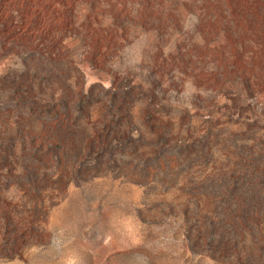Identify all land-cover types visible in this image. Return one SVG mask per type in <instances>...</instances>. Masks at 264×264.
Wrapping results in <instances>:
<instances>
[{"label": "rangeland", "instance_id": "374dc122", "mask_svg": "<svg viewBox=\"0 0 264 264\" xmlns=\"http://www.w3.org/2000/svg\"><path fill=\"white\" fill-rule=\"evenodd\" d=\"M0 264H264V0H0Z\"/></svg>", "mask_w": 264, "mask_h": 264}]
</instances>
